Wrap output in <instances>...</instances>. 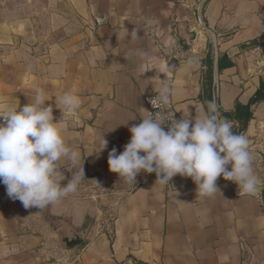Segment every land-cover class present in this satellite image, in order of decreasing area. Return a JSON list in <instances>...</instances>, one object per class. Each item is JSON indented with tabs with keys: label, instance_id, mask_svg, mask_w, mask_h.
Instances as JSON below:
<instances>
[{
	"label": "crops",
	"instance_id": "1",
	"mask_svg": "<svg viewBox=\"0 0 264 264\" xmlns=\"http://www.w3.org/2000/svg\"><path fill=\"white\" fill-rule=\"evenodd\" d=\"M164 87L181 118L184 105L194 117L214 100L247 134L256 192L221 176L219 192L199 195L191 178L156 185L144 172L128 188L109 170L145 96ZM36 89L79 152L75 166L62 162V184L81 180L46 208L62 220L55 229L0 183V264H264V0H45L0 19V104L23 107ZM69 91L81 107L63 117L55 99ZM84 231L83 245H64Z\"/></svg>",
	"mask_w": 264,
	"mask_h": 264
},
{
	"label": "clouds",
	"instance_id": "2",
	"mask_svg": "<svg viewBox=\"0 0 264 264\" xmlns=\"http://www.w3.org/2000/svg\"><path fill=\"white\" fill-rule=\"evenodd\" d=\"M47 102L44 90L36 89L34 98L23 107L0 104V183L8 197L20 201L25 209L43 211L55 206L76 193L81 180V174H72L62 184L66 179L62 162L75 166L80 156L66 139L63 119L55 121L53 106ZM168 103L167 87L151 101L152 105ZM55 105L59 109L63 105L64 117V110L78 112L81 99L69 91L57 96ZM139 110L146 115L129 129L131 139L123 152L118 155L113 148L108 156L109 170L125 182L136 183L144 172L156 174V185H168L179 175L191 178L199 195H211L219 192L216 182L223 176L238 185L239 193L258 190L249 138L233 132L234 122L220 116L214 100L207 102L206 109L203 104L195 106L194 117L189 105H184L179 111L182 118H172L167 131L159 113ZM99 138L102 151L108 142L102 134Z\"/></svg>",
	"mask_w": 264,
	"mask_h": 264
},
{
	"label": "rangeland",
	"instance_id": "3",
	"mask_svg": "<svg viewBox=\"0 0 264 264\" xmlns=\"http://www.w3.org/2000/svg\"><path fill=\"white\" fill-rule=\"evenodd\" d=\"M45 0H0V19H12L19 16H25L29 13H35L36 10L44 3ZM128 188H132L133 185L127 183ZM28 212L36 217L38 221V226L41 224L43 226L49 225L50 228H58L62 220L55 218L49 214L48 209L43 211L38 208L28 209Z\"/></svg>",
	"mask_w": 264,
	"mask_h": 264
},
{
	"label": "built area",
	"instance_id": "4",
	"mask_svg": "<svg viewBox=\"0 0 264 264\" xmlns=\"http://www.w3.org/2000/svg\"><path fill=\"white\" fill-rule=\"evenodd\" d=\"M156 95H158V93H151L149 95L145 96V103L147 104L148 107V111L152 112V113H159L160 116L163 118L164 122H165V130L167 131L168 125L167 123L169 121L172 120V118L179 120L181 119V117L178 115V113L176 112L173 102L171 100V97L169 96V103L168 104H156V105H152L151 101L153 99H155ZM121 150H124V144H120L119 145Z\"/></svg>",
	"mask_w": 264,
	"mask_h": 264
},
{
	"label": "water",
	"instance_id": "5",
	"mask_svg": "<svg viewBox=\"0 0 264 264\" xmlns=\"http://www.w3.org/2000/svg\"><path fill=\"white\" fill-rule=\"evenodd\" d=\"M87 232L84 231L80 234H76L73 237H65L63 238V243L66 247L72 248L76 246H80L84 244Z\"/></svg>",
	"mask_w": 264,
	"mask_h": 264
},
{
	"label": "trees",
	"instance_id": "6",
	"mask_svg": "<svg viewBox=\"0 0 264 264\" xmlns=\"http://www.w3.org/2000/svg\"><path fill=\"white\" fill-rule=\"evenodd\" d=\"M208 64H209V68H211L212 60L210 58L208 59ZM105 212H106V210H105Z\"/></svg>",
	"mask_w": 264,
	"mask_h": 264
}]
</instances>
